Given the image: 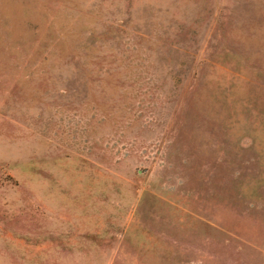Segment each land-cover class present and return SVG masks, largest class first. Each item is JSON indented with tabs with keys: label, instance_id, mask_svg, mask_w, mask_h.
<instances>
[{
	"label": "rangeland",
	"instance_id": "374dc122",
	"mask_svg": "<svg viewBox=\"0 0 264 264\" xmlns=\"http://www.w3.org/2000/svg\"><path fill=\"white\" fill-rule=\"evenodd\" d=\"M0 264H264V0H0Z\"/></svg>",
	"mask_w": 264,
	"mask_h": 264
}]
</instances>
